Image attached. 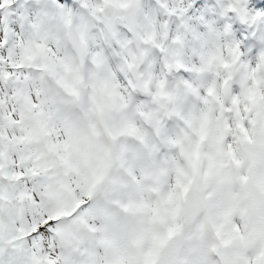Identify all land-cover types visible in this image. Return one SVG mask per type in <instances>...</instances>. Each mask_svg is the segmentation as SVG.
Returning <instances> with one entry per match:
<instances>
[{
	"label": "rangeland",
	"instance_id": "1",
	"mask_svg": "<svg viewBox=\"0 0 264 264\" xmlns=\"http://www.w3.org/2000/svg\"><path fill=\"white\" fill-rule=\"evenodd\" d=\"M171 249L264 264V0H0V264Z\"/></svg>",
	"mask_w": 264,
	"mask_h": 264
},
{
	"label": "trees",
	"instance_id": "2",
	"mask_svg": "<svg viewBox=\"0 0 264 264\" xmlns=\"http://www.w3.org/2000/svg\"><path fill=\"white\" fill-rule=\"evenodd\" d=\"M7 84H8V83H7ZM3 129H4V128H3ZM5 147H6V145H5ZM8 191H9V192H14V191H15V193H14L13 195H11V199L9 198V200L12 201V203H13L12 205L15 206V208L18 209L17 202H18L19 198H18V195L16 194L17 189H15V188H14V185L12 184V185L10 186V189H8ZM14 195H15L16 199L13 198Z\"/></svg>",
	"mask_w": 264,
	"mask_h": 264
},
{
	"label": "water",
	"instance_id": "3",
	"mask_svg": "<svg viewBox=\"0 0 264 264\" xmlns=\"http://www.w3.org/2000/svg\"><path fill=\"white\" fill-rule=\"evenodd\" d=\"M117 23L122 26L123 21L120 18H117ZM171 255H172V253L168 254V256L165 258L166 263H169L171 261Z\"/></svg>",
	"mask_w": 264,
	"mask_h": 264
}]
</instances>
